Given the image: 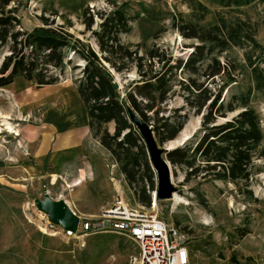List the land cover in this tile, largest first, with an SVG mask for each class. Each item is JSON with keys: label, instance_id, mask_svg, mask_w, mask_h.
Returning <instances> with one entry per match:
<instances>
[{"label": "rangeland", "instance_id": "rangeland-1", "mask_svg": "<svg viewBox=\"0 0 264 264\" xmlns=\"http://www.w3.org/2000/svg\"><path fill=\"white\" fill-rule=\"evenodd\" d=\"M198 2L206 9L200 8ZM122 3L126 4L127 13L133 19L131 31L123 34L121 39L128 45L139 44L141 52L152 45L165 48L173 55L191 50L186 46L195 40L182 37L173 27V19L193 21L202 26L215 23L219 17L228 21L238 18L245 21L262 48L251 44L231 46L219 56L221 60L236 65V81L229 82L225 90L226 98L253 87L248 69L242 65L246 53L264 68L262 0L237 8L222 7L211 0H27L19 10L20 22L24 29H30L41 24L38 19L40 14L54 18V24L65 23L68 18L71 21V26L66 24L68 31L85 40L88 33H81L83 24L79 21L83 8L88 5L96 9H110L113 4ZM83 64L79 57L67 51L63 68L49 67V72L57 75V82L68 93L77 94ZM128 76L132 78L135 74L129 72ZM120 77L115 76L122 85L126 80L121 82ZM15 83H20V80H15ZM182 104V98L175 95L169 99L164 113L171 114L172 108ZM249 106L258 113L263 133L259 147L263 155L253 159L249 183L200 176L185 181L184 169L172 165L164 153L175 188L172 194L179 196L181 203H175L172 195L156 199V173H153L151 184L149 173L141 165L134 166L135 179L129 182L119 163L100 143L99 137L94 136L93 128H89L92 140L86 152L95 170L86 179L94 177V180L89 184L86 180L85 189L78 187L75 190L71 186L79 183H73V169L59 174L49 171L47 177H34L36 174L22 170V165L30 160V152L19 139V129L22 122L37 123L38 115L30 112H23L20 116L16 114L21 120L10 115L9 122L15 133L0 132V264H128L129 255L137 251L122 235L98 232L83 236L78 233L77 237L70 239L47 236L36 219L34 199H42L45 195L51 199H64L80 217V224L86 218L101 214L117 191H121L130 207L155 211L169 224L186 231L190 264H264V88L251 90ZM183 112L180 110L178 114ZM199 121V116L189 112L177 136L163 143L157 141L159 147L166 151L182 144L197 130ZM102 128L113 133L114 123H104ZM143 189L150 195L148 204L140 201ZM93 199L100 202L93 203Z\"/></svg>", "mask_w": 264, "mask_h": 264}, {"label": "trees", "instance_id": "trees-1", "mask_svg": "<svg viewBox=\"0 0 264 264\" xmlns=\"http://www.w3.org/2000/svg\"><path fill=\"white\" fill-rule=\"evenodd\" d=\"M252 1L211 0L229 8ZM26 3L0 0V86L17 75L33 80L36 86L55 83L58 77L49 67L62 69L66 52L71 51L84 63L77 91L86 106L89 126L129 182L135 179V165L149 173L151 184L154 173L146 145L130 118L131 110L152 127L159 143L177 136L189 112L200 117L199 127L190 137L164 151L172 165L184 169L185 181L200 176L249 183L253 159L263 155L259 149L263 138L260 118L249 100L253 88H264V68L246 53L242 65L248 69L253 87L226 98L229 82L236 81V65L219 58L231 46L262 48L245 21L219 17L215 23L202 26L173 19L172 25L182 37L195 40L186 46L190 51L173 55L158 45L141 52L139 44L122 41L121 36L131 31L133 19L125 3L113 4L110 9L86 5L79 16L81 33H88L85 40L68 31V18L54 24V18L40 14V25L24 29L19 10ZM198 6L206 9L199 2ZM129 72L135 76L130 78ZM116 75L121 76V82L126 81L120 85ZM175 95L183 104L172 108L171 114L164 113ZM180 110L183 114H178ZM110 121L113 133L102 128ZM142 192L140 201L148 204L150 195L144 189Z\"/></svg>", "mask_w": 264, "mask_h": 264}, {"label": "crops", "instance_id": "crops-1", "mask_svg": "<svg viewBox=\"0 0 264 264\" xmlns=\"http://www.w3.org/2000/svg\"><path fill=\"white\" fill-rule=\"evenodd\" d=\"M15 80L20 83L16 84ZM0 91L1 113L17 116V120H21L19 116L23 112L38 115L35 124L20 123L19 139L30 152V160L22 165V170L42 178L47 177L49 171L59 174L73 169V183H79L71 186L75 190L78 187L85 189L86 182L89 184L94 180V177L86 179V176L94 172L95 166L86 152L92 140L91 127L78 91L70 94L58 82L36 86L33 80L18 75L10 83L0 86ZM96 202L100 201L93 199V203Z\"/></svg>", "mask_w": 264, "mask_h": 264}, {"label": "built area", "instance_id": "built-area-1", "mask_svg": "<svg viewBox=\"0 0 264 264\" xmlns=\"http://www.w3.org/2000/svg\"><path fill=\"white\" fill-rule=\"evenodd\" d=\"M121 192V191H120ZM116 192L112 202L101 214L82 220L76 231L65 229L51 222L41 210L37 211V223L47 236L66 239L88 233L113 232L127 238L137 253L129 255L128 264H190L187 232L169 224L155 211L130 207L122 193Z\"/></svg>", "mask_w": 264, "mask_h": 264}, {"label": "water", "instance_id": "water-1", "mask_svg": "<svg viewBox=\"0 0 264 264\" xmlns=\"http://www.w3.org/2000/svg\"><path fill=\"white\" fill-rule=\"evenodd\" d=\"M130 118L137 127L146 145L151 168L156 173V197L169 198L174 191L171 182V171L168 161L164 157V148L159 147L152 127L145 123L136 113L129 111ZM168 150V149H167ZM37 209L44 212L51 222L61 225L65 229L76 231L80 217L69 207L64 199H51L45 195L42 199H34Z\"/></svg>", "mask_w": 264, "mask_h": 264}, {"label": "bare ground", "instance_id": "bare-ground-1", "mask_svg": "<svg viewBox=\"0 0 264 264\" xmlns=\"http://www.w3.org/2000/svg\"><path fill=\"white\" fill-rule=\"evenodd\" d=\"M9 119H10L9 115L3 114V113L0 112V132L6 131V132L15 133V129L12 128V126H11V124L9 122ZM154 196L156 198L155 194H154ZM172 198L174 199L175 203H181V201H182V199L179 196L175 195V194H172ZM155 205H156V203H155Z\"/></svg>", "mask_w": 264, "mask_h": 264}]
</instances>
